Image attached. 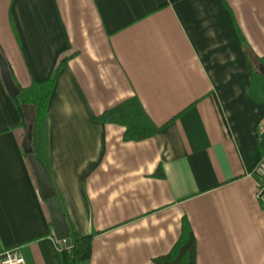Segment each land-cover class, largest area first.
I'll return each mask as SVG.
<instances>
[{"label": "crops", "instance_id": "0c3cea01", "mask_svg": "<svg viewBox=\"0 0 264 264\" xmlns=\"http://www.w3.org/2000/svg\"><path fill=\"white\" fill-rule=\"evenodd\" d=\"M0 53L21 89L55 76L47 173L87 264H155L184 222L196 264H264V0H0ZM5 86L0 245L65 264ZM133 97L159 128L138 142L98 119Z\"/></svg>", "mask_w": 264, "mask_h": 264}, {"label": "trees", "instance_id": "16d2710c", "mask_svg": "<svg viewBox=\"0 0 264 264\" xmlns=\"http://www.w3.org/2000/svg\"><path fill=\"white\" fill-rule=\"evenodd\" d=\"M10 70V66H9ZM11 72V70H10ZM12 75V73H11ZM55 76L47 82L36 83L28 89H21L20 93L12 97L21 117V125L27 128V110L33 111V153L44 169L48 172L47 134L49 123L47 107L52 94ZM16 84V83H15ZM102 122L117 124L125 127L124 141H142L153 137L159 128L156 127L144 111L136 97L125 100L104 112L99 118ZM160 173V172H159ZM160 176L162 174L160 173ZM61 206L58 193L55 194ZM63 210V208H62ZM64 214L65 211L63 210ZM65 215L69 228V245L61 249L65 264H87L90 250L91 237L80 236L73 227L70 219ZM196 247L194 236L186 222L183 232L176 247L167 255L154 259L155 264H196Z\"/></svg>", "mask_w": 264, "mask_h": 264}, {"label": "water", "instance_id": "95a60500", "mask_svg": "<svg viewBox=\"0 0 264 264\" xmlns=\"http://www.w3.org/2000/svg\"><path fill=\"white\" fill-rule=\"evenodd\" d=\"M0 69L2 80L4 85H6L5 88L7 92L9 93L11 98L17 96L20 93V90L16 86L9 70L8 63L1 53ZM260 72L264 76L263 66H260ZM24 137L25 138H23L22 140V147L24 150L23 152L26 155L27 162L29 163L33 171L41 198L44 201H48L54 236L56 240L59 241L62 245H69L70 227H68V223L65 217L66 214H64L59 202H57L55 196L56 192L47 171L44 169L42 164L38 161L33 153V125H28Z\"/></svg>", "mask_w": 264, "mask_h": 264}, {"label": "built area", "instance_id": "2783aa9c", "mask_svg": "<svg viewBox=\"0 0 264 264\" xmlns=\"http://www.w3.org/2000/svg\"><path fill=\"white\" fill-rule=\"evenodd\" d=\"M260 131L264 133V125L260 127ZM253 167V173L260 181L257 197L259 201L264 203V156ZM21 255L20 249L17 247L5 249L0 245V264H26L24 257Z\"/></svg>", "mask_w": 264, "mask_h": 264}]
</instances>
